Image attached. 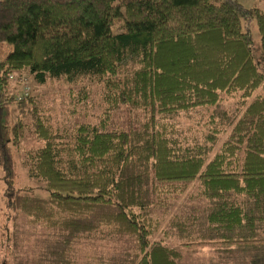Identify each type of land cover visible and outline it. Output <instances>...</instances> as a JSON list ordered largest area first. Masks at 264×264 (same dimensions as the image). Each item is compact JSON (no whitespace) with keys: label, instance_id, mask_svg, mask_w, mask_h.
Masks as SVG:
<instances>
[{"label":"trees","instance_id":"1","mask_svg":"<svg viewBox=\"0 0 264 264\" xmlns=\"http://www.w3.org/2000/svg\"><path fill=\"white\" fill-rule=\"evenodd\" d=\"M2 45L9 47L0 57L2 204L10 218L21 212L51 230L39 264H70V241L98 231L133 241L122 257L99 264H175L179 247L219 245L234 252L230 264H264L260 9L238 0H0ZM17 68L38 83L81 76L99 83L102 116L66 138L53 132L29 95H6ZM234 92L251 98L228 112L219 102ZM201 107L212 108L201 142L168 135L169 119ZM121 109L127 125H110ZM24 130L40 141L23 164L44 197L13 184L12 151ZM192 181L204 199L197 213H157Z\"/></svg>","mask_w":264,"mask_h":264},{"label":"rangeland","instance_id":"2","mask_svg":"<svg viewBox=\"0 0 264 264\" xmlns=\"http://www.w3.org/2000/svg\"><path fill=\"white\" fill-rule=\"evenodd\" d=\"M238 1L245 6L255 5L264 13V0ZM250 32L254 42H257L258 32L254 24H252ZM8 49L7 45H2L0 57H3ZM4 91L7 96H14V99L16 94H20V96L29 95L37 107L38 116L53 132L61 133L65 138L77 124L96 122L102 116L106 106L102 97L101 85L89 80L86 76H81L71 82L65 81L63 77H46L43 82L38 83L25 68H17L9 71ZM256 92L258 90L254 91L253 94ZM250 98L251 96L241 99L239 92H234L232 95L222 96L219 106L228 112L234 108L240 111L243 107L242 102ZM11 107L13 108V106ZM211 109V107H201L188 112H180L173 119L167 121V126L173 130V134L168 135L173 138L176 137L177 140L185 139L191 142L195 139L201 142L202 134L209 126L206 123ZM129 120L130 116L121 109L110 115L109 124L125 127ZM24 121L28 123L30 117L25 116ZM210 128L211 126L208 127V129ZM226 133V130L220 133L216 144L213 146V151L218 148ZM22 134L24 136L21 137V142L12 151L14 157L13 184L16 187H31V193L44 197L46 195L45 189L40 186L36 179L26 175L23 164V157L26 152L32 153L33 149L40 145V141H36L33 138L34 135H30V132L26 130L22 131ZM208 156H211V153ZM2 203L0 191V264H39V253L44 251L45 246L52 240L51 230L44 226L41 221L32 220L30 216L21 212L14 219L10 218ZM203 205L204 199L198 195L197 183L192 181L180 194L167 199L166 210L158 207L156 211L157 213L166 211L163 213L164 219H166L173 212H180L181 215L191 212L197 213V210ZM163 226L162 220L160 227ZM155 236L158 237L159 232H156ZM132 242V239L126 235L109 236L98 231L90 236H79L70 241L66 256L70 264H99L108 261L110 257H122L124 251H130L133 247ZM164 242L169 246L177 247L174 240L166 239ZM210 247L212 246L179 247L177 249L180 255L175 264L212 263L209 258H213L214 253ZM231 255L234 256V252H231Z\"/></svg>","mask_w":264,"mask_h":264},{"label":"crops","instance_id":"3","mask_svg":"<svg viewBox=\"0 0 264 264\" xmlns=\"http://www.w3.org/2000/svg\"><path fill=\"white\" fill-rule=\"evenodd\" d=\"M210 248L213 249L212 253H214L213 254L214 257L209 258V260H211L212 263L209 262L207 264H230L232 258L230 254L231 252L228 253V250H230L231 247L229 249H226L225 247L219 245V246H212ZM204 264H206V262H204Z\"/></svg>","mask_w":264,"mask_h":264},{"label":"built area","instance_id":"4","mask_svg":"<svg viewBox=\"0 0 264 264\" xmlns=\"http://www.w3.org/2000/svg\"><path fill=\"white\" fill-rule=\"evenodd\" d=\"M19 98H20V94H19V95L16 94V95H15V99L18 100Z\"/></svg>","mask_w":264,"mask_h":264}]
</instances>
